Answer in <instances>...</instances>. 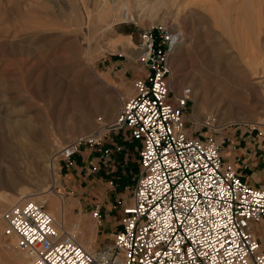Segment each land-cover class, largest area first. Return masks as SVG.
<instances>
[{"label":"rangeland","instance_id":"1","mask_svg":"<svg viewBox=\"0 0 264 264\" xmlns=\"http://www.w3.org/2000/svg\"><path fill=\"white\" fill-rule=\"evenodd\" d=\"M125 1L0 0V213L11 204L7 200L33 196L40 202L52 191L69 223L79 221L78 238L85 240L79 244L88 251L110 242L100 228L96 232L91 212L106 209L110 227H117L137 173V153L123 130H110L97 140L100 147L111 148L109 160L101 162L97 144L83 137L94 136L99 119L102 124L113 119L122 100L115 90L124 99L132 95L128 66L142 70L138 57L143 46L138 44L147 27L163 25L179 36L170 60L174 91L188 86L199 101L208 90L199 109L194 98V105L185 108V128L193 134L209 133L205 124H211L207 117H212L232 140L248 139V133L251 142L258 139L264 146V0H160L155 8L131 0L130 10L140 19L106 27L99 19L102 3L105 8ZM213 59L223 61L225 68L210 64ZM111 62L125 68L126 77L116 78L120 75L110 68ZM226 72L244 76L246 83L230 85ZM227 93L242 98L233 101L236 112L222 117ZM106 101L116 105L112 114L106 111ZM210 134L214 139L219 135ZM78 138V152L88 150L96 168H87L82 195L73 192L68 218L67 197L73 190L61 188L66 167L58 157L61 148ZM221 150L223 155L225 147ZM51 160L56 170L49 167ZM44 207L48 211L52 204L46 201ZM89 230L96 233L88 244ZM1 231L2 223L0 264H25L24 252Z\"/></svg>","mask_w":264,"mask_h":264},{"label":"built area","instance_id":"2","mask_svg":"<svg viewBox=\"0 0 264 264\" xmlns=\"http://www.w3.org/2000/svg\"><path fill=\"white\" fill-rule=\"evenodd\" d=\"M174 35L163 25L143 30L138 44L143 77L132 81V95L101 125L105 132L83 137L97 144L101 162L111 154L97 141L106 132L123 130L135 142L137 173L117 227L108 233L110 242L88 251L72 233L54 226L44 202L19 199L0 213L1 232L26 254L25 264H264V250L250 230L264 218V186L244 181L223 160L221 149L235 143L221 133L225 126L207 117L211 124L205 125L219 133L217 139L185 128L182 117L193 100L190 87L177 92L171 87ZM80 140L61 148L64 167L71 165ZM89 168L95 170V163ZM91 215L98 224V207Z\"/></svg>","mask_w":264,"mask_h":264},{"label":"crops","instance_id":"3","mask_svg":"<svg viewBox=\"0 0 264 264\" xmlns=\"http://www.w3.org/2000/svg\"><path fill=\"white\" fill-rule=\"evenodd\" d=\"M117 63L111 62L110 68H116ZM130 72L128 75V82L133 81L135 78L143 77V67L142 70H138L137 68H134L132 65L128 66ZM109 69V72L111 71ZM117 71L119 72L120 76H116V78H120L121 76H125V68H118ZM118 78V79H119ZM115 90V89H114ZM117 98H122V94H120L117 90H115ZM133 92V91H132ZM237 139L233 138V141L235 142L234 145H227L225 147V150L223 152V158H225L227 161L231 162L234 167L239 171L241 174V178L248 182L251 185L254 186H264V146L260 145L259 140L257 139V142H251L248 139L244 138L243 141H236ZM77 153V154H76ZM73 156L72 163L69 167L65 168V172H63V186H61L62 189L71 188L73 191H70L69 194H72L67 197V208H66V216L69 218L71 217V206L74 205V193L77 194V196L82 195V193L87 189V184H84L85 178L87 177V168L89 167V163H95L93 162V156H90L89 151H82V152H76ZM98 158V157H97ZM85 171V172H84ZM65 185V186H64ZM53 202V200H52ZM51 203V201H50ZM54 203V202H53ZM52 207L48 208L49 213L56 214L55 209ZM53 208V209H52ZM54 210V212H53ZM104 209L100 214V220L99 223H95L96 232L100 228L101 235H108V233L111 231L113 227H110L107 219ZM65 211V209H64ZM75 218V217H72ZM73 220V219H71ZM65 221L67 223V227L71 229H77L79 231V221L73 220L71 223L65 218ZM99 225V226H98ZM250 230L258 240L260 244V248L264 250V218L261 219L259 222L252 223L250 225ZM89 240L87 241L88 244L94 240V234L92 230L87 231ZM80 243L83 244V241H85L83 238H79Z\"/></svg>","mask_w":264,"mask_h":264},{"label":"bare ground","instance_id":"4","mask_svg":"<svg viewBox=\"0 0 264 264\" xmlns=\"http://www.w3.org/2000/svg\"><path fill=\"white\" fill-rule=\"evenodd\" d=\"M103 1V0H101ZM142 1H146L148 2V5H149V8H155L157 5H159L160 3V0H138V1H135L136 3H140ZM103 4V13L102 15L99 17V19L101 20L102 23H104L106 25V27H109L113 24H116V23H120V22H125V21H129V20H137L140 19V18H137V16H134L133 13L131 12L130 10V5H131V0H127L125 2H121L120 4H116L115 6L113 7H106L104 8V3ZM141 4V3H140ZM139 6V4H138ZM156 10V9H155ZM167 13H165L164 15H166ZM107 20H111L110 23L107 22ZM178 44H179V36H175L174 35V40H173V44L171 45V49H170V54H169V64H170V68H171V71H172V67H171V63H170V60H172V54L174 53V51L176 50V48L178 47ZM141 47V46H140ZM142 51H143V47L140 48ZM125 52V51H124ZM122 53H123V50H122ZM225 61V60H224ZM210 64H212L213 66H217V67H224L225 68V63L223 61H221L220 59H213L209 62ZM225 76H226V82L230 83V85H232L235 81H239L240 83H246V80L244 79V76H241V75H236L234 72H226L225 73ZM172 79H173V71H172ZM172 79H171V85H172ZM202 83H205L203 80H202ZM250 86V84H249ZM172 87V86H171ZM252 87V86H250ZM253 89V88H252ZM174 90V89H173ZM251 90V89H250ZM191 91V89H190ZM207 92L208 90L204 89L203 92H202V96H201V99L202 100H197L196 99V93L192 94V91H191V98L193 100V98L195 99V106L197 107V109H199L201 107V105L203 104V101H204V98H206L207 96ZM111 94V93H110ZM114 95V94H113ZM193 95V96H192ZM235 95V94H234ZM224 96L226 97V99H228V102L224 105V108L225 110L220 113L223 117V114H227V113H230L231 112H236L238 106H236V104L233 102V101H236V100H241L242 97L239 96H231L229 95V93L227 94H224ZM118 97V96H117ZM235 100H233V99ZM119 103H121L120 100H118ZM117 104V103H116ZM193 105H194V100H193ZM106 111L108 112V114H112L115 109H116V105L115 104H112L110 103L109 101H106ZM104 106V107H105ZM224 114V115H225ZM69 116V115H68ZM72 121V120H71ZM99 124H98V129H97V133L93 136V137H96L100 134H102L103 132H105V129H103V126L102 123L100 122V119H99ZM246 123L248 124H251V125H254V126H258L261 127L262 123L261 122H258L257 123H253V122H249L247 121ZM84 127V126H83ZM19 133V132H18ZM39 133V132H38ZM42 133V132H41ZM40 135V134H39ZM35 140V139H34ZM38 141V140H37ZM10 147V146H9ZM15 147V146H14ZM21 149V148H20ZM8 153V152H7ZM23 154V153H22ZM32 154V153H31ZM10 155V153L8 154ZM6 160V159H5ZM12 164V162L10 163ZM15 164V163H14ZM49 164V167L51 168V170H56L55 169V165L53 164L52 160L50 161ZM10 170V169H8ZM12 170V169H11ZM16 172V171H15ZM18 173V172H17ZM19 174V173H18ZM18 177V176H17ZM26 179V178H24ZM55 181V178L53 180V182ZM15 183V182H14ZM8 187V186H7ZM53 188V187H52ZM12 189V188H11ZM27 193V192H26ZM31 194V193H30ZM50 194V197L48 198H44L43 197V200H41L40 202H44L46 203V201H51V203H53V208L55 210H57V214L58 215H55L54 213H49L50 216L52 217L53 221H54V226L57 228V229H62L63 230H66L67 232H70L74 235V237H76V240L78 241V243L80 242L79 241V238H78V230L77 229H71V228H68L67 227V223L65 221V211H64V207L61 205V201H59L57 198H56V195L54 194V192L50 191L49 192ZM45 195V194H44ZM38 196H41V195H38ZM21 198V197H20ZM8 199V198H7ZM25 199H29L31 201H34V202H37V200L32 196H27L25 197ZM53 200V202H52ZM60 202H58V201ZM17 200L16 199H11V200H7L6 203H11L13 204L14 202H16ZM63 203V202H62ZM10 204V205H11ZM8 206V205H7ZM52 208V209H53ZM54 212V210H53ZM58 223H60L61 227L57 226ZM0 225H1V222H0ZM9 238H12V237H9ZM82 244V243H81ZM84 248V247H83ZM18 249V248H17ZM85 249V248H84ZM20 250V249H19ZM22 251V250H20ZM23 252V251H22ZM25 255V260H26V254L24 253Z\"/></svg>","mask_w":264,"mask_h":264},{"label":"water","instance_id":"5","mask_svg":"<svg viewBox=\"0 0 264 264\" xmlns=\"http://www.w3.org/2000/svg\"><path fill=\"white\" fill-rule=\"evenodd\" d=\"M149 62V61H148Z\"/></svg>","mask_w":264,"mask_h":264}]
</instances>
